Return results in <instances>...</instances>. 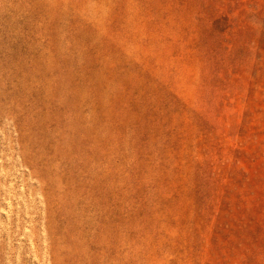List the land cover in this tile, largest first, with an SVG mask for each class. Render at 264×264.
I'll list each match as a JSON object with an SVG mask.
<instances>
[{"label": "rangeland", "instance_id": "1", "mask_svg": "<svg viewBox=\"0 0 264 264\" xmlns=\"http://www.w3.org/2000/svg\"><path fill=\"white\" fill-rule=\"evenodd\" d=\"M0 264H264V0H0Z\"/></svg>", "mask_w": 264, "mask_h": 264}]
</instances>
